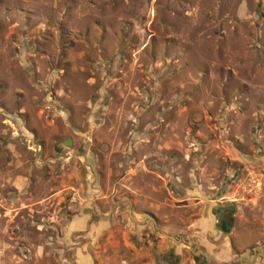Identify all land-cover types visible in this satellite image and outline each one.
Listing matches in <instances>:
<instances>
[{"label":"rangeland","instance_id":"374dc122","mask_svg":"<svg viewBox=\"0 0 264 264\" xmlns=\"http://www.w3.org/2000/svg\"><path fill=\"white\" fill-rule=\"evenodd\" d=\"M220 207L230 262L192 242ZM129 210L141 251L69 232ZM263 246L264 0H0V264H263Z\"/></svg>","mask_w":264,"mask_h":264},{"label":"crops","instance_id":"0c3cea01","mask_svg":"<svg viewBox=\"0 0 264 264\" xmlns=\"http://www.w3.org/2000/svg\"><path fill=\"white\" fill-rule=\"evenodd\" d=\"M222 208V207H220ZM216 208H212L205 216H202L200 220H195L193 222L194 226V235L192 242L199 246L204 250V254H200L202 257L206 258V261L210 260L211 262H230L233 256L231 244H230V230L233 225V214L230 215V227L226 233H221L216 229V216L214 211ZM117 211L111 215L110 218H106L101 222H98L97 225L89 224V219L87 217H77L73 225H71V229L69 232L84 234V238L93 239L95 236L103 237L104 241V250L106 251L107 247H110L112 243L116 246V242H113L115 236L117 234L120 235V238L129 237V242L124 241V244L127 248L131 250H135L136 248L140 250V240L141 237L144 236V232L147 230L146 222L144 221V217H142L139 213L134 211L126 212V219H121V214H117ZM126 222V224H122V228H119V222ZM106 233V235H104ZM98 234V235H97ZM82 237V238H83ZM207 237L212 239V242L207 241ZM166 246V245H165ZM219 246V247H218ZM165 250L166 247L159 246L158 250ZM264 249V246H263ZM103 250V251H104ZM157 250V253H160ZM259 250V249H257ZM73 263L75 264H93V258L86 254L85 249H72ZM258 252V251H257ZM116 252H102L100 253V261L98 264H106L109 261H116L117 256H115ZM161 254V253H160ZM132 255V254H131ZM179 255V253L177 254ZM256 257L261 259V262L264 264V254L259 255L256 254ZM243 257H239V261H241Z\"/></svg>","mask_w":264,"mask_h":264},{"label":"trees","instance_id":"16d2710c","mask_svg":"<svg viewBox=\"0 0 264 264\" xmlns=\"http://www.w3.org/2000/svg\"><path fill=\"white\" fill-rule=\"evenodd\" d=\"M216 209L217 210L214 211L218 224V226H216V229L221 233H226L230 227L229 217L232 213L226 208L225 209L216 208Z\"/></svg>","mask_w":264,"mask_h":264},{"label":"built area","instance_id":"2783aa9c","mask_svg":"<svg viewBox=\"0 0 264 264\" xmlns=\"http://www.w3.org/2000/svg\"><path fill=\"white\" fill-rule=\"evenodd\" d=\"M75 199H76V196H75V194H74V193H72V195H71V202H74V201H75Z\"/></svg>","mask_w":264,"mask_h":264},{"label":"flooded vegetation","instance_id":"af4514ba","mask_svg":"<svg viewBox=\"0 0 264 264\" xmlns=\"http://www.w3.org/2000/svg\"><path fill=\"white\" fill-rule=\"evenodd\" d=\"M216 220H217V218H216ZM217 222V221H216ZM216 226H218V224H216Z\"/></svg>","mask_w":264,"mask_h":264}]
</instances>
